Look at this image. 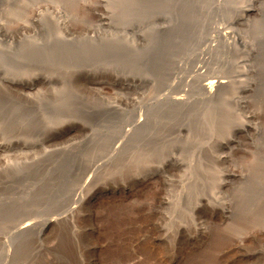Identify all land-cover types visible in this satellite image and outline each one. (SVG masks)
Returning a JSON list of instances; mask_svg holds the SVG:
<instances>
[{
	"label": "rangeland",
	"instance_id": "obj_1",
	"mask_svg": "<svg viewBox=\"0 0 264 264\" xmlns=\"http://www.w3.org/2000/svg\"><path fill=\"white\" fill-rule=\"evenodd\" d=\"M0 18V264H264V0Z\"/></svg>",
	"mask_w": 264,
	"mask_h": 264
},
{
	"label": "bare ground",
	"instance_id": "obj_2",
	"mask_svg": "<svg viewBox=\"0 0 264 264\" xmlns=\"http://www.w3.org/2000/svg\"><path fill=\"white\" fill-rule=\"evenodd\" d=\"M249 1V0H248ZM130 2H128V4H129ZM45 4V3H44ZM251 1L248 3V6L247 5H245V7L247 6L248 8L246 9V10H244V11H246V15H247V13H248V11L249 10H251ZM43 5V4H42ZM37 7V6H36ZM34 8V7H33ZM53 7H52V4H49V3H47V4H45L42 8H41V6H40V8L39 9H36L35 11H34V20H38V19H40V18H38V17H40V15H43V14H45L46 15V13H54L53 12V10L54 9H52ZM244 8V7H243ZM100 9H101V7H100ZM104 9V8H103ZM242 11V10H241ZM46 12V13H45ZM245 13V12H244ZM243 13H239V16L238 15H236L235 16V19H234V22L236 23L238 20H240V19H242L243 18V16H244V19H245V14L244 15H242ZM44 16V15H43ZM1 19V18H0ZM39 21V20H38ZM0 24H1V22H0ZM64 24H66V23H64ZM230 24H234V23H230ZM237 24V23H236ZM235 24V25H236ZM2 26V25H1ZM0 26V27H1ZM65 27V26H64ZM2 28V27H1ZM64 30V29H63ZM1 31V30H0ZM1 33V32H0ZM2 35H3V32H2ZM0 37H2V36H0ZM4 39V38H3ZM5 40V39H4ZM1 41V40H0ZM6 41V40H5ZM4 41V42H5ZM3 42V41H2ZM7 43V42H6ZM244 63L246 64L247 62L246 61H244ZM243 64V63H242ZM244 65V64H243ZM242 65V66H243ZM242 66H240V68L242 67ZM241 71V70H240Z\"/></svg>",
	"mask_w": 264,
	"mask_h": 264
}]
</instances>
